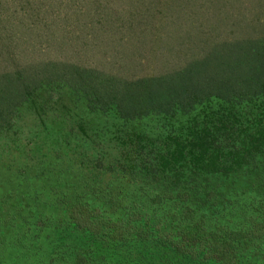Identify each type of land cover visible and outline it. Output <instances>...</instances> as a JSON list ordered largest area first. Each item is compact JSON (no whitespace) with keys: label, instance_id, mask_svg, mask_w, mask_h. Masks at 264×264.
Segmentation results:
<instances>
[{"label":"trees","instance_id":"obj_1","mask_svg":"<svg viewBox=\"0 0 264 264\" xmlns=\"http://www.w3.org/2000/svg\"><path fill=\"white\" fill-rule=\"evenodd\" d=\"M7 135L0 264H264V0H0Z\"/></svg>","mask_w":264,"mask_h":264},{"label":"rangeland","instance_id":"obj_2","mask_svg":"<svg viewBox=\"0 0 264 264\" xmlns=\"http://www.w3.org/2000/svg\"><path fill=\"white\" fill-rule=\"evenodd\" d=\"M64 98H62V102H59V104H63V106H59V108L64 111L72 120H87L91 118V124L95 125L96 123H100L96 117V115H93L94 113H89L88 111L84 110L82 102L79 98L75 97V95H70L69 93H64ZM38 100H34V104H37ZM28 105H31L28 104ZM30 108L24 107L21 111V114H27L24 117L21 118V123L24 127L27 129L33 125V115L29 114ZM31 118H33L31 120ZM107 122L105 123V129L106 132L111 131L115 126L119 125L122 126V122L120 120L115 119L112 115L106 116ZM111 120H110V119ZM36 120V119H35ZM27 122V123H25ZM160 119L158 117L150 116L145 117L137 120H131L128 122H125L123 126L126 127H133L135 129L141 130L143 132H152L157 129L159 126ZM55 130L61 129L63 130L65 127V124H53ZM89 133H91L92 127L86 125ZM101 126H96V129H100ZM101 130V129H100ZM97 130V133H101L102 131ZM46 136V135H45ZM45 136L43 138L42 143L39 145H43L45 143ZM7 136L0 137V177H11L10 173L11 170H14L16 168L17 163H21L23 161L22 156L16 151V147L13 146V144L7 145ZM53 143H45L44 145H52ZM39 145H35L36 147H39ZM14 168V169H13Z\"/></svg>","mask_w":264,"mask_h":264}]
</instances>
